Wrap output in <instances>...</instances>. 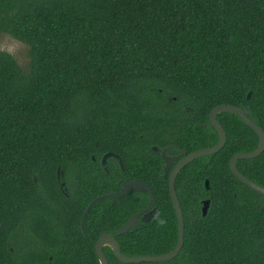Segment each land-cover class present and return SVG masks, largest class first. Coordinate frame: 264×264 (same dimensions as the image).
Wrapping results in <instances>:
<instances>
[{
  "label": "trees",
  "instance_id": "16d2710c",
  "mask_svg": "<svg viewBox=\"0 0 264 264\" xmlns=\"http://www.w3.org/2000/svg\"><path fill=\"white\" fill-rule=\"evenodd\" d=\"M0 34L29 57L25 72L0 50V264H100L99 235L114 234L149 195L99 201L86 236L82 215L127 179L152 187L158 214L115 235L121 253L170 252L177 217L152 147L174 145L175 155L216 145L208 117L218 104L245 106L264 130V0H0ZM217 120L224 146L175 180L178 254L125 263L104 246L108 264H264V195L229 167L258 136L232 112ZM107 152L123 168L114 157L103 165ZM236 167L264 186V150Z\"/></svg>",
  "mask_w": 264,
  "mask_h": 264
},
{
  "label": "water",
  "instance_id": "95a60500",
  "mask_svg": "<svg viewBox=\"0 0 264 264\" xmlns=\"http://www.w3.org/2000/svg\"><path fill=\"white\" fill-rule=\"evenodd\" d=\"M251 92L248 93V97L250 96ZM221 112H232L234 114H237L243 122L249 126L258 136V146L254 151L251 152H241L233 155L229 161V167L231 172L236 176L242 183L249 186L254 191L263 194L264 195V186L259 185L255 183L254 181L248 179L246 176H244L236 167V162L239 159L244 158H254L261 154V152L264 150V130L253 120L250 119L249 115L250 112L244 110L243 108L232 105V104H218L216 105L209 113L208 117V123L214 128V130L218 134V141L216 145L206 148H201L198 150H195L192 153L187 154L185 150H180L179 155L177 156H170L167 154V150L174 148V145L165 146L161 150V157L164 161V177H169V193L170 197L175 209L176 217H177V223H178V239L177 243L173 250H171L168 253L160 254V255H138V256H126L123 255L120 251V247L118 242L115 239V235L123 234L130 228H135L138 224L139 219L143 222L150 221L151 216L156 213L155 211V196L152 190V187L146 183L144 180L141 179H134L130 180L127 179L124 183L122 188L117 192H110L102 194L96 198H94L90 204L85 209L82 220H81V229L83 234L87 235V217L94 207L96 203H98L101 200L107 199V198H120L125 195L135 193V192H142L149 195V203L147 207L143 208L136 214H134L124 225H122L117 231L112 233H106L102 232L98 239L96 240L94 244V250L98 257L100 264H108V260L103 252V247L108 246L113 251L114 255L122 262L125 263H138V262H163L170 260L174 258L180 249L183 246L184 243V229H185V223H184V216L182 213L181 205L175 190V179L178 175L179 171L190 161H192L195 158L211 155L213 153L218 152L225 144L226 142V132L224 131L222 125L217 120V115ZM158 148L155 146L154 150H157ZM109 157H114L119 160V163L121 167H123L122 160L120 157L113 153V152H107L102 157V164L104 165ZM174 161H177V163L172 168V164ZM172 168V169H171ZM206 187H208V180H206ZM209 205V200H206L204 202L203 206V215L206 214L207 208Z\"/></svg>",
  "mask_w": 264,
  "mask_h": 264
},
{
  "label": "rangeland",
  "instance_id": "374dc122",
  "mask_svg": "<svg viewBox=\"0 0 264 264\" xmlns=\"http://www.w3.org/2000/svg\"><path fill=\"white\" fill-rule=\"evenodd\" d=\"M27 46L8 34H0V50L12 54L25 72L29 69Z\"/></svg>",
  "mask_w": 264,
  "mask_h": 264
},
{
  "label": "flooded vegetation",
  "instance_id": "af4514ba",
  "mask_svg": "<svg viewBox=\"0 0 264 264\" xmlns=\"http://www.w3.org/2000/svg\"><path fill=\"white\" fill-rule=\"evenodd\" d=\"M241 108H243L244 110L248 111L247 108H245V106H242ZM223 129H224V128H223ZM224 131H225V130H224ZM168 146H169V145H168ZM154 147H155V146L152 147L153 150H154ZM156 147H157V146H156ZM157 148H158V147H157ZM174 148L177 149L176 146H175ZM162 149H163V148H162ZM162 149H161V150H162ZM161 150L158 148L157 150H154V151L157 152V151H161ZM168 150H169V149H168ZM168 150H167V151H168ZM179 150H182V149H179ZM179 152H180V151H179ZM167 154H168V153H167ZM168 155H170V154H168ZM177 155H179V153H178V154H175V155H170V156H177ZM120 159H121V158H120ZM107 160H108V159H107ZM106 162H107V161H106ZM174 162L177 163V161H174ZM174 162H173V163H174ZM122 168H123V167H122ZM172 168H173V164H172ZM172 168H171V169H172ZM176 177H177V176H176ZM165 178H168V182H169V177L167 176V177H165ZM175 180H176V179H175ZM207 188H208V187H207ZM175 190H176V189H175ZM206 200H209V199H206ZM206 200L203 201V206H204V202H205ZM209 204H210V200H209ZM203 206H202V215H203ZM146 207H147V206H146ZM154 207H155V206H154ZM208 208H209V205H208ZM208 208H207V211H208ZM181 209H182V208H181ZM141 210H142V209H141ZM155 211H156V213H154V214L151 216L150 221L153 220V219L157 216V214H158V211H157V208H156V207H155ZM182 213H183V211H182ZM206 213H207V212H206ZM135 214H136V213H135ZM205 215H206V214H205ZM205 215H203V216H205ZM139 221H140V219H139ZM139 221H138V222H139ZM148 222H149V221H148Z\"/></svg>",
  "mask_w": 264,
  "mask_h": 264
}]
</instances>
